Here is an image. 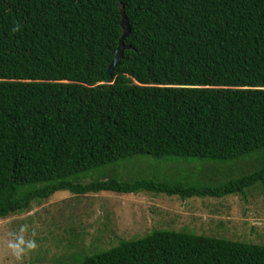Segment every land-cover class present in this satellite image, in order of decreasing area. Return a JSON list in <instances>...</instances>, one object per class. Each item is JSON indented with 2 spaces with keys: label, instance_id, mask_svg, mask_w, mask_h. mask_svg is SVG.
Returning <instances> with one entry per match:
<instances>
[{
  "label": "trees",
  "instance_id": "16d2710c",
  "mask_svg": "<svg viewBox=\"0 0 264 264\" xmlns=\"http://www.w3.org/2000/svg\"><path fill=\"white\" fill-rule=\"evenodd\" d=\"M128 46L107 69L124 33ZM259 168L217 186L90 172L137 155ZM115 171V170H114ZM264 184V0H0V217L61 190L224 197ZM80 264H264V245L153 233Z\"/></svg>",
  "mask_w": 264,
  "mask_h": 264
},
{
  "label": "rangeland",
  "instance_id": "374dc122",
  "mask_svg": "<svg viewBox=\"0 0 264 264\" xmlns=\"http://www.w3.org/2000/svg\"><path fill=\"white\" fill-rule=\"evenodd\" d=\"M260 166L257 152L236 160L137 155L91 171L84 182L112 172L129 181L217 186ZM158 229L264 245V184L244 194L185 199L149 191L82 195L61 190L26 211L0 217V264H80L88 255Z\"/></svg>",
  "mask_w": 264,
  "mask_h": 264
},
{
  "label": "water",
  "instance_id": "95a60500",
  "mask_svg": "<svg viewBox=\"0 0 264 264\" xmlns=\"http://www.w3.org/2000/svg\"><path fill=\"white\" fill-rule=\"evenodd\" d=\"M122 14H123V19H122V26H123V29H124V33L122 35V38L119 42V46L115 52V57L114 59L112 60L111 64L109 65L108 69H107V81L109 83H112L114 81V70L115 68L117 67L120 59L123 57V53H124V50L126 48H128V46L125 44V40L126 38L128 37L129 35V32H130V25H129V20H128V17L125 13L124 10H122Z\"/></svg>",
  "mask_w": 264,
  "mask_h": 264
}]
</instances>
